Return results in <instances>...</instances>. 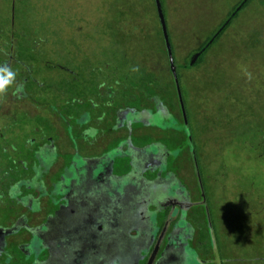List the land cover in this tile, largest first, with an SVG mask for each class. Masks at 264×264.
<instances>
[{"label":"rangeland","instance_id":"374dc122","mask_svg":"<svg viewBox=\"0 0 264 264\" xmlns=\"http://www.w3.org/2000/svg\"><path fill=\"white\" fill-rule=\"evenodd\" d=\"M160 2L190 140L179 119L154 0H0V67L12 59L7 67L17 74L0 96V225L17 210L9 181L29 172L21 165L29 158L27 139L55 136L60 156L47 175L54 181L70 161L64 120L76 107L97 117L105 101L111 108L139 109L151 107L158 95L173 115H154L152 125L163 130L144 127L132 140L164 144L169 155L163 167L198 200L194 150L212 230L194 206V248L187 249L186 263L198 264L200 257L217 264L213 236L220 264H264V0H247L193 66L190 56L241 0ZM102 90L110 94L98 96ZM149 211L155 217L156 209ZM7 250L19 256L15 243Z\"/></svg>","mask_w":264,"mask_h":264},{"label":"flooded vegetation","instance_id":"af4514ba","mask_svg":"<svg viewBox=\"0 0 264 264\" xmlns=\"http://www.w3.org/2000/svg\"><path fill=\"white\" fill-rule=\"evenodd\" d=\"M17 86L15 91L20 93ZM97 93L110 94L108 90ZM110 104L111 100L105 101L107 108L97 117L76 107L65 118L72 153L54 181L47 175L60 156L55 136L26 140L29 158L21 165L29 172L8 184V196L17 210L0 225V264H160L170 250L169 254L193 247L191 211L197 206L204 212L202 205L195 204L201 197L194 200L165 170L169 151L158 139L145 145L132 140L144 127L163 130L152 125L154 115L173 114L160 103L139 109ZM118 159L126 161L121 168L115 165ZM158 183L167 192L146 206L145 187ZM150 209H156L155 217ZM32 216L37 219L31 220ZM10 243L16 244L19 256L9 253ZM206 262L199 257L198 264ZM170 263L165 259L162 264Z\"/></svg>","mask_w":264,"mask_h":264},{"label":"water","instance_id":"95a60500","mask_svg":"<svg viewBox=\"0 0 264 264\" xmlns=\"http://www.w3.org/2000/svg\"><path fill=\"white\" fill-rule=\"evenodd\" d=\"M246 2H247V0H241V2L231 12L229 17L225 20V22L213 34V36L204 44V46H202L198 51L194 52L190 56V59H189V62H188L189 66L193 65L197 61L199 56L214 41L216 36L225 28V26L238 13V11L243 7V5ZM154 3H155L158 20H159L160 27H161V32H162V36H163L164 46H165V50H166V54H167V58H168L169 70H170L171 77H172V80H173V83H174L176 98H177L179 109H180V113H181V116H182L183 125H184L185 130L188 133L189 140H190L187 115H186V110H185V106H184L183 96H182V92H181V88H180V84H179V79H178V75H177V67L175 65L174 58H173V53H172L171 44H170V41H169V36H168V32H167V27H166L164 14H163L162 7H161V2H160V0H154ZM191 151H192V158H193V163H194V168H195V173H196V179H197V182H198L199 193H200V197H201L200 201L196 202L195 204H199V205L203 206L204 217H205V221L207 223V228H208L209 232L211 233V230H212L211 216H210L207 200H206V197H205L203 184H202V181H201L200 172H199L197 160H196V157H195V153H194L193 149ZM181 188H183V187H181ZM164 192L165 193L167 192L166 191V186L164 184H161V183H158V184H155V185L148 184L145 187V197H146V200H147L146 206L151 205L152 204V202H151L152 200H158L159 201L160 199H162V197L164 196V194H163ZM166 225H167V222L164 224L163 230L166 228ZM212 244H213L214 253H215V261H216L217 264H220L218 255L216 253L217 251H216V246H215V239L213 238V236H212ZM188 248L189 247H187V246H183L181 248L182 250L175 251L174 253H170L169 254V252L171 251L170 250L168 253L165 254V258L164 259L161 258L159 260L160 264H162L165 259L170 260V262H171L170 264H187L186 263V260H187L186 257L188 255V250H187Z\"/></svg>","mask_w":264,"mask_h":264},{"label":"clouds","instance_id":"9594fccd","mask_svg":"<svg viewBox=\"0 0 264 264\" xmlns=\"http://www.w3.org/2000/svg\"><path fill=\"white\" fill-rule=\"evenodd\" d=\"M16 72L12 71L9 67H0V96L7 94L8 89L16 83ZM18 89L22 86H17Z\"/></svg>","mask_w":264,"mask_h":264},{"label":"trees","instance_id":"16d2710c","mask_svg":"<svg viewBox=\"0 0 264 264\" xmlns=\"http://www.w3.org/2000/svg\"><path fill=\"white\" fill-rule=\"evenodd\" d=\"M245 5V4H244ZM243 5V6H244ZM221 33V32H220ZM220 33L216 36V38L220 35ZM215 40V39H214ZM204 46V45H203ZM207 49V48H206ZM205 49V50H206ZM204 53V52H203ZM202 53V54H203ZM202 54L199 56V58L197 59V61L193 64V65H195L197 62H198V60L200 59V57L202 56ZM193 65H191V66H193ZM177 99V98H176ZM151 101H152V104L153 103H156V104H158V103H160V104H164V106H166L165 105V103L163 102V100L161 99V98H159V96L158 95H154V96H152L151 97ZM177 104H178V101H177ZM167 107V106H166ZM167 109H168V107H167ZM168 111H169V109H168ZM171 115V114H170ZM203 216H204V212H203ZM204 219H205V217H204Z\"/></svg>","mask_w":264,"mask_h":264}]
</instances>
